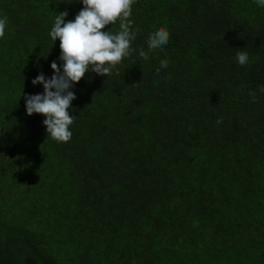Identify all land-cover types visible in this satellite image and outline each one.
<instances>
[{
  "label": "trees",
  "instance_id": "trees-1",
  "mask_svg": "<svg viewBox=\"0 0 264 264\" xmlns=\"http://www.w3.org/2000/svg\"><path fill=\"white\" fill-rule=\"evenodd\" d=\"M83 7L0 0V264H264V7L136 0L135 51L75 84L73 136L56 142L25 96L63 63L55 16ZM165 25L168 44L141 59Z\"/></svg>",
  "mask_w": 264,
  "mask_h": 264
},
{
  "label": "clouds",
  "instance_id": "clouds-1",
  "mask_svg": "<svg viewBox=\"0 0 264 264\" xmlns=\"http://www.w3.org/2000/svg\"><path fill=\"white\" fill-rule=\"evenodd\" d=\"M135 3L136 0H82L84 7L74 21L65 22L68 11L58 12L55 16L49 35L54 42L60 40L59 60L63 63L58 65L57 62H52L54 74L51 78L41 73L33 79V85H43V94L25 96L27 114L31 116L36 113L46 117L43 123L47 138L64 143L71 140L73 133L70 126L78 119L69 112L72 101L77 98L72 91L75 84L89 72L102 77L111 76L113 71L119 75L122 61L131 57L135 51L131 46L139 32L138 28L134 29V21L131 19ZM255 3L264 7V0H255ZM116 24L119 25L118 31L104 30L107 26ZM7 25L8 17H0V39L5 38ZM169 39L167 26L159 27L149 34L147 50L140 48L139 57L143 60L150 59L155 50L164 49ZM236 61L240 66L247 65L248 51L243 49L237 52ZM168 66L167 59L161 60L155 74L159 76L161 70ZM258 91L264 93V85H260ZM250 95L252 102H256V94L252 92ZM222 122L223 119L220 118L216 124Z\"/></svg>",
  "mask_w": 264,
  "mask_h": 264
},
{
  "label": "rangeland",
  "instance_id": "rangeland-1",
  "mask_svg": "<svg viewBox=\"0 0 264 264\" xmlns=\"http://www.w3.org/2000/svg\"><path fill=\"white\" fill-rule=\"evenodd\" d=\"M0 49H2V47H0Z\"/></svg>",
  "mask_w": 264,
  "mask_h": 264
}]
</instances>
